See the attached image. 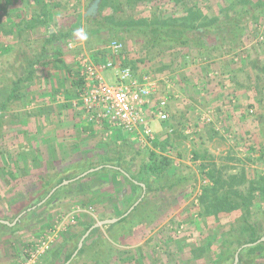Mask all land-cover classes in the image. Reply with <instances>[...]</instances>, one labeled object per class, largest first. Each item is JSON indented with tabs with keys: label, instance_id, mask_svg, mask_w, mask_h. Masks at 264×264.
I'll list each match as a JSON object with an SVG mask.
<instances>
[{
	"label": "rangeland",
	"instance_id": "obj_1",
	"mask_svg": "<svg viewBox=\"0 0 264 264\" xmlns=\"http://www.w3.org/2000/svg\"><path fill=\"white\" fill-rule=\"evenodd\" d=\"M92 1L0 0V19L4 18L0 20V100L14 83L20 93V98L10 100L0 120V177L9 166L16 165L15 174L25 170L28 173L24 177L35 180L51 161L68 160L96 146L127 148L133 139L131 135L87 123L81 110L70 104L78 91L77 85L71 84L76 68L73 55L105 49L110 40L117 39L123 44L126 58L135 62L136 72L158 78L170 76L180 96L170 103L171 110L177 114L171 115L169 128L161 126L162 131L156 135L157 147L152 143L145 146L134 143L125 156L134 172L147 155V148L170 157L172 163L165 175L150 181L152 189L144 194L148 198L146 208L115 227L123 245L113 244L118 249V259H113L111 264H202L204 261L209 264L220 249L217 234L221 225H227L231 219L239 223L240 211L232 213L227 221L220 216L200 215L203 211L200 194L211 186L219 195L229 189L247 193L258 181L264 185L261 169L264 164V0H146L135 9L121 5L115 14L117 9L115 6L113 10L112 3L116 1L100 0L94 17L102 16L106 20L187 16V24L200 25L214 18L222 22L217 31L213 26L205 37L188 33L198 38L199 45L193 50L177 47L161 54L158 47L146 46L123 32L111 37L105 26L95 27L90 20L81 21V26L74 29L77 40L82 41L78 52L74 53L77 45L69 47L70 39L65 38L48 44L44 51L43 37L47 33L38 34V21L30 28L25 26L28 18L38 14L48 17L51 12L53 19L47 28L65 31L77 17H85L83 14ZM193 3L196 9L190 7ZM56 6L66 11L68 15L64 17L68 19L54 17L52 9ZM81 31L87 39H80L77 33ZM99 59H115L122 64L124 57L113 58L106 51ZM31 66L32 75L26 78ZM109 73L103 72L105 78L112 76ZM231 94H239V100L232 101ZM207 110L211 120L200 123L199 116ZM170 128L173 131L169 132ZM208 172L219 183L214 185ZM93 179L101 187L95 198L76 196L59 202L54 199L49 205L35 208L36 214L27 219L29 227L24 226L21 234L0 233V264H34L47 250L42 252L38 248L45 234L74 206L83 211L78 213L75 224L64 226L56 233L49 247L81 230L86 216L97 221L101 220V214L122 215L137 195L126 194L125 198L120 195L133 188L118 175L119 183H114L106 172L94 175ZM3 180L0 178V214L14 220L13 216L20 210L21 188L13 187L5 177ZM209 189L207 199L214 194ZM256 192L253 190L252 194ZM258 200V197L253 200V211L258 210ZM66 207L68 211L64 214ZM113 231L108 225L99 227L89 237L85 253L74 264L111 258L112 253H104L107 252L104 242H111L108 236ZM63 253L55 264L62 260ZM195 257L204 261L194 262Z\"/></svg>",
	"mask_w": 264,
	"mask_h": 264
},
{
	"label": "trees",
	"instance_id": "obj_2",
	"mask_svg": "<svg viewBox=\"0 0 264 264\" xmlns=\"http://www.w3.org/2000/svg\"><path fill=\"white\" fill-rule=\"evenodd\" d=\"M116 2L112 3L115 10L118 12L121 9V5L124 8H136V6L140 2H144L146 0H114ZM191 8L196 9V4L193 3L190 5ZM187 11H191L190 8H187ZM195 12H193V15ZM192 14V13H191ZM190 14V16H191ZM39 17V16H38ZM38 17H31L27 21H25L26 27H32L35 25V21H38ZM182 19V20H180ZM176 19L173 16L171 17H163L162 19L158 20L157 18L151 19H133L131 17L121 20H115L113 18L105 19L102 16L94 17V16H85V17H77L75 20L74 27L81 26V21H92L93 26L97 27H106L109 36H118L120 32L125 33L129 38L135 39L137 42H141L144 45H149V47H158L160 50L158 51L159 54L165 52L166 50H173L177 47H188L192 50L198 44V38L188 36V33L195 34L199 37H205L206 34L208 35V30L210 28L216 27L215 31L219 28V25H222V22H217V18L210 19L209 22L195 25V24H187V16H182V18ZM184 22V23H183ZM38 23H43L42 21H38ZM128 33V34H127ZM68 37V35H61V38ZM59 36L56 33H52L50 38H46L43 44V50L45 51V46L49 43H52L54 40H57ZM117 40V39H113ZM206 42V41H205ZM204 43V41L202 42ZM201 44V43H200ZM123 50V49H122ZM121 50L120 56H123V63L121 65L128 66L131 68L133 72L136 71L135 62L133 60H128L125 53ZM106 55V49H98L94 53L90 54L91 59L94 62H99V56L104 57ZM127 57V58H126ZM136 61L140 62V60ZM34 63V62H33ZM120 64V63H119ZM32 65V63H31ZM32 69H29L28 76L32 75L34 68L31 66ZM70 70V68H68ZM71 84L74 86L77 85L79 88L82 84L80 80L73 79L71 80ZM20 98V93L17 88V84L14 83V86L9 90L7 96L4 99L0 100V120L3 116V112L7 110L8 104L11 99ZM63 107H67V104H64ZM173 131V129H172ZM152 142L154 147H157L159 142ZM134 143L137 144L135 139L133 138L132 141L130 140V144L127 148L124 149H117L115 147H106V146H96L87 150V152L79 154L77 157L68 158L67 159H60L57 163L53 161L49 162L48 165L45 166L40 172L38 173V177L35 180L26 179L24 175L27 176L28 173L25 170H22L23 173L18 171V174H15L17 170L14 169L17 167L9 166L7 171H4L2 176L0 177L2 181H4V177L6 180H9L14 184L13 187H20L21 193L18 196V203L20 205V210L15 213L13 216L16 217L18 213L26 208L35 205L37 202L42 200L47 193L57 184L61 183L65 179H71L75 176L79 175L80 173L84 172L87 169L96 167L101 165L102 167L94 172L87 174L86 176L70 182L66 185L60 186L57 190H55L52 195L41 205H49L54 201V199H58L56 201H62L63 199H70L74 197H87L88 199H92V197L97 196L100 190V184L95 185V179H93L94 175L106 172L111 174L112 180L114 183H119L116 180V176H120L122 179L127 181V183L132 186L128 192L121 193V196H126V194L131 195V193H135L137 195H133V201L127 209L136 201V199L140 196L138 195L142 192V188L138 183L132 182V180H136L137 182H141L145 185V192L146 194L151 191L152 186L150 181L152 179H157L158 176H163L166 174L167 169L172 163V159L166 155H161L154 150H148L147 148V155L145 158L141 159L139 164V168L136 172H134L130 166L129 161L125 157L128 153L131 152L132 148H134ZM141 146L140 144H137ZM145 146V145H143ZM195 154V153H194ZM196 157V156H195ZM53 162V164H52ZM52 165V166H51ZM106 165H111L115 167H119L120 169L124 170L132 180L127 178L120 170L115 169L113 167H107ZM7 169V168H6ZM209 179L213 181L214 185L219 180H213V173L208 172ZM40 175V176H39ZM140 176V177H139ZM210 188V189H209ZM208 189L214 192L212 196L206 194L208 189H204L203 192L200 194L199 201L202 203L203 211L198 212L200 215H212L217 217H223L225 221L231 219L232 213L240 211V222L238 223L237 220L233 222L227 221V225H221L220 230L217 234V240L220 246L219 252H217L216 257L209 262V264H231L234 260V254L241 245L246 243H252L258 240L260 237L264 236V185L262 182L258 181L256 186L251 185L250 191L247 193H240L236 191H232L231 189L217 195V190L214 186L209 187ZM23 189V190H22ZM253 190H256V194H252ZM93 191V192H92ZM252 191V192H251ZM210 192V191H209ZM203 194V195H202ZM59 195V196H58ZM202 195V196H201ZM59 198H56V197ZM255 197H258L260 200L257 202V209L260 211L259 213L253 211L255 204L253 200ZM95 198V197H94ZM147 195L141 199V201L131 210V212L127 215L119 219L117 222L109 224L108 228L114 230L112 233L109 234L110 241L104 242L106 246V251L104 253H112L111 258L108 260H101L98 258L92 259L89 263L88 261H83L82 264H111L113 259H118L117 251L118 249L113 244L123 245L121 240L119 239V235L116 234V226L123 224L125 221H128L131 216H135L139 211H143L146 208L147 202ZM118 201L115 200V202ZM53 205H57L53 202ZM62 205V204H61ZM39 206V207H41ZM38 207V208H39ZM120 208V207H118ZM126 209V210H127ZM125 210V211H126ZM68 211V207L63 210L65 214ZM123 211L122 214L125 212ZM110 213L113 211L110 210ZM36 214V209L28 211L24 213L18 220L15 222L14 225L9 226L0 223V233H7V232H19L21 234V229L26 225H28V220L30 216ZM112 218L113 214L110 215H103L101 214V219L104 218ZM29 218V219H28ZM0 219L8 220L11 222L12 220L7 219V217H2L0 214ZM28 219V220H27ZM95 222V219L90 217L89 221L85 223L81 230L76 233L70 234L66 238H62L58 240L57 243L51 245L47 250H45L39 257L38 260L34 262V264H55L56 260L58 261V257L61 256L63 250L62 260L59 264H63L66 262L74 252L77 247L78 240L80 236ZM23 224V225H22ZM22 225V226H21ZM29 227V225H28ZM99 231V227L94 228L89 235L84 239L82 243V248L78 251L75 258L70 261L69 264H74L78 261V259L85 253L87 250L86 245L87 241L90 236H93L96 232ZM210 245V244H208ZM207 247V245L205 246ZM204 249V248H203ZM201 254V253H200ZM199 257V255H198ZM198 259L204 261L202 258L195 257L194 262H197ZM202 264H208L206 261L202 262ZM236 264H264V241L259 242L253 246H246L241 248L238 253V261Z\"/></svg>",
	"mask_w": 264,
	"mask_h": 264
},
{
	"label": "built area",
	"instance_id": "obj_3",
	"mask_svg": "<svg viewBox=\"0 0 264 264\" xmlns=\"http://www.w3.org/2000/svg\"><path fill=\"white\" fill-rule=\"evenodd\" d=\"M105 49L114 58L123 49V44L119 40H110ZM75 61L77 67L74 79L80 80L82 84L70 100L71 106L81 110L90 124L124 131L140 145L152 143L157 133L151 123L168 121V104L177 97V93L172 90L170 77L166 75L158 78L148 74L136 76L130 67L119 64L115 59L96 63L86 52L77 53ZM105 71H111L112 76L105 78ZM199 120L200 123L210 121V111L202 112ZM261 169L264 173V164ZM82 211L79 206H74L62 216L53 229L45 234V240L40 242L38 248L42 252L48 249V243L56 233L64 226L75 224L78 213ZM34 257L32 254L31 259Z\"/></svg>",
	"mask_w": 264,
	"mask_h": 264
},
{
	"label": "water",
	"instance_id": "obj_4",
	"mask_svg": "<svg viewBox=\"0 0 264 264\" xmlns=\"http://www.w3.org/2000/svg\"><path fill=\"white\" fill-rule=\"evenodd\" d=\"M100 2V0H93L92 3L89 5V7L86 9L85 13L83 14L84 16H95L96 12H97V7H98V3ZM107 167H113L115 169L120 170L127 178H129L130 180H132L130 178V176L122 169H120L119 167H115V166H111V165H106ZM102 166H96L90 169L85 170L84 172L80 173L79 175L75 176L74 178L71 179H65L63 180L61 183L57 184L56 186H54L49 192L48 194L39 202H37L35 205L30 206L28 208H26L25 210H22L15 218L14 220H12L11 222H9L8 220H3L0 219V223L5 224V225H9L12 226L15 224V222L18 220L19 217H21L24 213L31 211L33 209H35L36 207L42 205L51 195L52 193L57 190L60 186L62 185H66L70 182L76 181L84 176H86L87 174L97 171L101 168ZM132 182L134 183H138L141 188H142V192L140 194V196L137 198V200L120 216L117 217H112V218H106V219H101V220H97L95 221L79 238L78 243H77V247L74 250V252L72 253L71 257L64 262L63 264H68L70 263V261L74 258V256L77 254L78 250L80 249V247L82 246V243L84 241V239L89 235V233L97 227H102V226H106L112 223L117 222L119 219H121L124 216H127L128 213L141 201V199L144 197L145 194V185L141 182H137L136 180H132ZM264 241V236L260 237L258 240H256L255 242L252 243H246L241 245L239 248H237L235 254H234V260L231 264H236L238 261V253L241 250V248L246 247V246H253L258 244L259 242Z\"/></svg>",
	"mask_w": 264,
	"mask_h": 264
},
{
	"label": "crops",
	"instance_id": "obj_5",
	"mask_svg": "<svg viewBox=\"0 0 264 264\" xmlns=\"http://www.w3.org/2000/svg\"><path fill=\"white\" fill-rule=\"evenodd\" d=\"M40 3H41V0H40ZM52 6H54V4H52ZM49 12V11H48ZM52 12H55V18L57 17L58 18V20H66V19H68V18H66V17H64V16H66V15H68L67 13H66V11L65 10H63L62 8H59V7H53V9H52ZM53 14V13H52ZM39 15V17H38V21H42L43 23H38V34H45V33H47V34H45V37H43L44 38V42H45V38H50V36H51V34L52 33H56L57 34V36H59V38L61 39V35H68V37L66 36L65 37V39H70L69 41H68V44L67 45H70L71 44V46L73 45V47H75L74 45H77L76 47L77 48H75V51H74V53H76V52H78V50H80L79 48V46H78V44H80L79 42H81L82 43V41H78L77 39H78V37L76 36V34L74 33V29H72L73 27H74V24H75V20L74 21H72V22H70V25H69V28H67L65 31H61V32H57L53 27H49V28H47L48 26H49V23L50 22H52V19H53V15H51V12H49L48 13V17H46V16H44V15H42V14H38ZM59 16L61 17V19L59 18ZM29 19V18H28ZM0 20H4V18H1ZM47 31V32H46ZM54 42H56V40H54L53 42H52V44H54ZM51 43H49V45H50ZM48 45V44H47ZM47 45L45 46L46 48H47ZM79 47V48H78ZM56 48V47H55ZM57 49V48H56ZM173 50H169V52H172ZM71 52H73V50L71 51ZM75 55L76 54H74L73 56H74V63H75V67H77L76 66V61H75ZM73 63V62H72ZM147 68V67H146ZM75 71H76V68H75V70L72 72L73 73V75H72V78L74 79V73H75ZM53 72V71H52ZM54 73V72H53ZM136 76H143L144 74H146V73H140V72H133ZM109 74H111V73H109ZM168 76V75H167ZM189 76V75H188ZM168 77H170V76H168ZM171 80H172V82H173V87H172V90L175 92V93H177V97L176 98H178L179 96H180V93H179V91L176 89V87H175V85H174V80H173V78H170ZM239 94H231V98H232V101H235V99H236V101L237 100H239ZM248 96H245V98H247ZM175 98V99H176ZM175 99H171L170 100V102H169V104H168V111H169V120L168 121H166V122H164V123H162V124H164V125H162L161 123H157V122H152L151 124H152V126L153 125H155V127L153 126V128H154V130H155V132L157 133V134H159L161 131H162V129H164L165 127L166 128H169L170 126H169V124H170V120H171V115L173 114V115H176L177 113H175L174 112V110H171V106H170V103L173 101V100H175ZM237 103V102H236ZM236 105H238V103L236 104ZM180 115H181V113L180 112H178ZM88 123V122H87ZM155 123V124H154ZM90 124V123H89ZM161 126H162V129H161ZM164 127V128H163ZM112 129V128H111ZM172 129V128H171ZM114 130H118V129H114ZM118 131H121V130H118ZM122 132H124V131H122ZM168 133V132H167ZM156 134V135H157ZM156 138H157V136H156ZM77 150V149H76ZM73 152H74V150H73ZM73 158V157H72ZM114 195V194H113ZM127 196V195H126ZM126 196H124V198L126 197ZM118 198V197H117ZM123 198V197H122ZM124 198H123V201H124ZM137 200V199H136ZM118 202V201H117ZM120 204V203H119ZM121 205V204H120ZM111 210V209H110ZM85 213V212H84ZM86 215V214H85ZM87 217V220H86V222L85 223H87L88 221H89V219H90V216H86ZM84 223V224H85Z\"/></svg>",
	"mask_w": 264,
	"mask_h": 264
},
{
	"label": "clouds",
	"instance_id": "obj_6",
	"mask_svg": "<svg viewBox=\"0 0 264 264\" xmlns=\"http://www.w3.org/2000/svg\"><path fill=\"white\" fill-rule=\"evenodd\" d=\"M80 36L81 40L87 39V36L81 31L77 33Z\"/></svg>",
	"mask_w": 264,
	"mask_h": 264
},
{
	"label": "flooded vegetation",
	"instance_id": "obj_7",
	"mask_svg": "<svg viewBox=\"0 0 264 264\" xmlns=\"http://www.w3.org/2000/svg\"><path fill=\"white\" fill-rule=\"evenodd\" d=\"M48 194V193H47Z\"/></svg>",
	"mask_w": 264,
	"mask_h": 264
}]
</instances>
